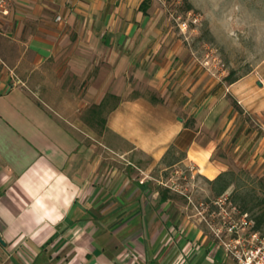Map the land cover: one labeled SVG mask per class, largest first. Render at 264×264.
Masks as SVG:
<instances>
[{
    "label": "crops",
    "instance_id": "crops-1",
    "mask_svg": "<svg viewBox=\"0 0 264 264\" xmlns=\"http://www.w3.org/2000/svg\"><path fill=\"white\" fill-rule=\"evenodd\" d=\"M142 1L0 15V264H236L149 175L171 146L208 181L253 164L264 58L223 84L188 45L154 41Z\"/></svg>",
    "mask_w": 264,
    "mask_h": 264
},
{
    "label": "rangeland",
    "instance_id": "rangeland-1",
    "mask_svg": "<svg viewBox=\"0 0 264 264\" xmlns=\"http://www.w3.org/2000/svg\"><path fill=\"white\" fill-rule=\"evenodd\" d=\"M148 1L147 11L153 16L158 31L154 41H164L165 45H188L191 56L202 59L205 71L211 77L218 75L223 84L228 83L225 79L230 72L232 78L239 77L264 58V0ZM249 121L250 128L258 132L252 147V151H255L259 148L264 131L254 118H249ZM101 149L105 162L117 166L126 164L112 151ZM175 155L181 159L183 152L176 149ZM231 170L236 174L235 183L224 193L230 195L238 187L239 191L253 189L256 195L262 196L260 183H264V144L260 145L252 165L247 168L237 166ZM149 176L154 185L160 188L175 185L188 195L192 204L187 203L184 195L174 193L177 203L186 202L185 211L193 219L199 217L200 209H196L199 202L205 203L215 198L211 185L193 174L190 165L177 163L173 167H165L160 163ZM235 205L238 206V203ZM201 226L210 233L204 223Z\"/></svg>",
    "mask_w": 264,
    "mask_h": 264
},
{
    "label": "built area",
    "instance_id": "built-area-1",
    "mask_svg": "<svg viewBox=\"0 0 264 264\" xmlns=\"http://www.w3.org/2000/svg\"><path fill=\"white\" fill-rule=\"evenodd\" d=\"M11 1L0 0V15L8 13ZM165 186L184 195L187 203L192 204L191 198L175 185ZM197 208L200 209L198 223H204L209 228L216 244L236 264H264V231L254 229L250 214L232 203L227 193L209 199V202H199Z\"/></svg>",
    "mask_w": 264,
    "mask_h": 264
},
{
    "label": "trees",
    "instance_id": "trees-1",
    "mask_svg": "<svg viewBox=\"0 0 264 264\" xmlns=\"http://www.w3.org/2000/svg\"><path fill=\"white\" fill-rule=\"evenodd\" d=\"M148 2V0H143L139 7L145 14L147 13ZM236 79L237 77L232 78V72H230L225 80L228 83H233ZM175 153L176 149L171 146L167 150L160 163L164 164L165 167H172L179 161V158L175 155ZM235 178L236 174L234 171L227 170L219 174L214 180L206 181L211 185V190L216 197L222 195L229 187L234 185ZM238 189L239 188L237 187L232 190L231 194L229 195L230 200H232L235 204L238 203L239 208L243 212L250 214L254 221L255 230L264 231V183H260L262 196L256 195L255 190L253 189H248L245 191H239ZM169 192H171L170 189L166 187L162 188L159 192L160 201L166 200L168 198Z\"/></svg>",
    "mask_w": 264,
    "mask_h": 264
},
{
    "label": "water",
    "instance_id": "water-1",
    "mask_svg": "<svg viewBox=\"0 0 264 264\" xmlns=\"http://www.w3.org/2000/svg\"><path fill=\"white\" fill-rule=\"evenodd\" d=\"M0 242L3 243V242L1 241V238H0Z\"/></svg>",
    "mask_w": 264,
    "mask_h": 264
}]
</instances>
